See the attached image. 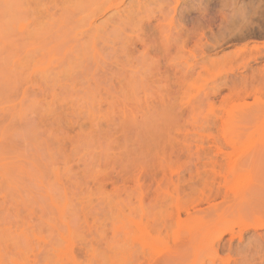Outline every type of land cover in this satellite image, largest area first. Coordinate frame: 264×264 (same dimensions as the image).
Returning a JSON list of instances; mask_svg holds the SVG:
<instances>
[{
  "label": "rangeland",
  "instance_id": "obj_1",
  "mask_svg": "<svg viewBox=\"0 0 264 264\" xmlns=\"http://www.w3.org/2000/svg\"><path fill=\"white\" fill-rule=\"evenodd\" d=\"M0 264H264V0H0Z\"/></svg>",
  "mask_w": 264,
  "mask_h": 264
}]
</instances>
